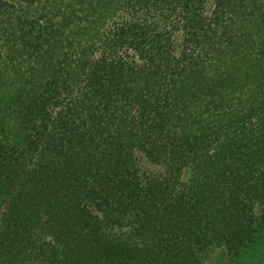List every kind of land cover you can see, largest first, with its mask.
Listing matches in <instances>:
<instances>
[{"label": "trees", "instance_id": "1", "mask_svg": "<svg viewBox=\"0 0 264 264\" xmlns=\"http://www.w3.org/2000/svg\"><path fill=\"white\" fill-rule=\"evenodd\" d=\"M221 250L264 264V0H0V264Z\"/></svg>", "mask_w": 264, "mask_h": 264}, {"label": "rangeland", "instance_id": "2", "mask_svg": "<svg viewBox=\"0 0 264 264\" xmlns=\"http://www.w3.org/2000/svg\"><path fill=\"white\" fill-rule=\"evenodd\" d=\"M147 167L149 166L147 165ZM227 257V252L225 250H221L217 254H215L212 264H224L225 261H227Z\"/></svg>", "mask_w": 264, "mask_h": 264}]
</instances>
